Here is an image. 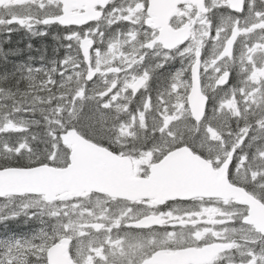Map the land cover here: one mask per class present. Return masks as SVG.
Instances as JSON below:
<instances>
[{
  "label": "snow or ice",
  "instance_id": "obj_1",
  "mask_svg": "<svg viewBox=\"0 0 264 264\" xmlns=\"http://www.w3.org/2000/svg\"><path fill=\"white\" fill-rule=\"evenodd\" d=\"M0 264H264V0H0Z\"/></svg>",
  "mask_w": 264,
  "mask_h": 264
},
{
  "label": "trees",
  "instance_id": "obj_2",
  "mask_svg": "<svg viewBox=\"0 0 264 264\" xmlns=\"http://www.w3.org/2000/svg\"><path fill=\"white\" fill-rule=\"evenodd\" d=\"M16 38L19 39V37L14 36V37H13V40H16ZM33 43H34L36 46H39L40 41H39V40H34ZM46 43H49V44H50L51 41H50V40H49V41H46ZM21 46H23V45H21Z\"/></svg>",
  "mask_w": 264,
  "mask_h": 264
},
{
  "label": "bare ground",
  "instance_id": "obj_3",
  "mask_svg": "<svg viewBox=\"0 0 264 264\" xmlns=\"http://www.w3.org/2000/svg\"><path fill=\"white\" fill-rule=\"evenodd\" d=\"M17 39V38H16Z\"/></svg>",
  "mask_w": 264,
  "mask_h": 264
}]
</instances>
